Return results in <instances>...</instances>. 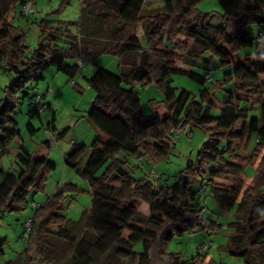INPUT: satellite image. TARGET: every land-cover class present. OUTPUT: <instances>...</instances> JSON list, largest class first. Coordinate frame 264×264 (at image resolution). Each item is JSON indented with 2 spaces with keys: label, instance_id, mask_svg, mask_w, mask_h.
<instances>
[{
  "label": "trees",
  "instance_id": "trees-1",
  "mask_svg": "<svg viewBox=\"0 0 264 264\" xmlns=\"http://www.w3.org/2000/svg\"><path fill=\"white\" fill-rule=\"evenodd\" d=\"M26 1L0 0V66L13 74L5 99H0V217L15 205H26L29 191L42 190L45 172L55 168L41 153L50 149L48 141L33 150L23 145L14 120L18 95L29 98L31 110L38 114L33 108L36 93L30 95L29 90L44 79L50 66L73 80L81 68L67 61L82 53L91 61L103 54L116 56L119 73L99 67L86 78L95 91L86 118L97 134L79 173L90 186V208L77 221L61 215L65 192L79 188L71 182L58 187L29 218L23 252L3 264H20V259L24 264H54L50 254L57 249L50 238L62 246L55 258H61L66 245L72 247L66 264H92L108 251L124 264H212L204 263L202 252L183 261L165 250L166 243L186 231L219 230V224L203 220L195 202L191 180L196 175L206 195L210 187L217 205L235 207L238 216L224 230L228 236L224 248L242 257L245 264H264V0H217L223 9L217 25L210 23V13L197 8L202 0H161L160 10L150 14L143 13L145 0H80L76 20H57L56 24L52 19L40 20L32 50L24 32L8 20L9 13L17 6L21 12ZM138 24L144 42L136 35ZM253 47L252 55L235 58L239 49ZM188 49L196 57L208 52L221 67L229 68L223 79L212 80V91L202 88L197 97L186 90L176 94L168 80L173 73L201 85L207 80L192 69L176 67L178 62L192 63L193 59L181 58ZM155 52L163 59L161 76L155 80L163 99L152 101L153 113L145 116L136 87L154 81L150 56ZM227 82H232L229 90ZM221 89L224 99L216 95ZM252 97L261 99L256 116L249 115L247 108ZM214 109L218 115H211ZM54 118L53 112V129ZM187 124L204 130L208 139L179 181L165 185L150 179L147 172L135 176L134 168L141 167L138 162L167 158L170 136ZM26 128L35 131L31 123ZM241 144L244 149L251 146V157L239 154ZM9 152L15 156L17 173L2 169V157ZM85 152L84 146L73 147L64 155L65 165L77 169ZM254 158L258 159L255 165ZM247 165L254 169L249 184L241 178ZM227 179L232 184L221 183ZM4 243L0 241V254ZM136 245L141 251L135 250Z\"/></svg>",
  "mask_w": 264,
  "mask_h": 264
},
{
  "label": "rangeland",
  "instance_id": "rangeland-1",
  "mask_svg": "<svg viewBox=\"0 0 264 264\" xmlns=\"http://www.w3.org/2000/svg\"><path fill=\"white\" fill-rule=\"evenodd\" d=\"M162 4L161 0H145L143 13L150 14L157 10H160ZM35 12L27 17L21 15L19 6L15 11L9 13L8 20L14 28L20 29L25 34L26 44L30 50L35 48L37 44L39 34V22L41 19H52L53 24L57 23L58 19L62 20H76L79 15L80 0H35ZM197 8L202 13H210V23L219 24L222 22L223 9L217 0H202ZM136 33L140 41L144 42V35L141 25H137ZM75 32V29H72ZM191 50L188 49L183 52L182 59L189 58L192 60L191 64H184L178 62L177 68H189L200 75H205L207 71H211V81L206 80L203 85L199 84L195 80L187 77L186 75L173 73L168 77L171 81V86L176 90V94L180 91L186 90L191 95L197 97L200 89L209 88L210 91L214 89L212 80L223 79L224 74L229 71L228 67H221L217 57L211 55L208 52H204L199 56H192ZM254 53L253 48H241L236 54L235 58L242 59L246 55H252ZM87 59L85 62V69H82L80 73L74 77L79 85H81L85 91L81 92L77 90L73 81H67V76L62 73H57L54 66H50L44 75V79L37 83L33 88L29 90V94L40 93L44 95V98L50 101L51 107L41 114H35L31 109L32 105L29 98H23L22 94L18 95V102L16 111L14 114V120L16 122L15 128L20 133V139L23 145L29 150L35 149V147L41 146V143L48 141L50 143V149L48 150V158L55 164V168L45 172L43 189L36 191L31 189L28 194V203L23 206L15 205L12 210H6L0 217V241H4L3 253L0 254V264H3L9 260L15 259L23 252L26 245L23 238L26 222L31 218L36 208L31 205V201L37 204L43 205L53 195L58 187L64 186L66 183H73L77 185L79 190L67 191L62 201V207L59 210L60 214L77 221L80 219L84 211L88 210L91 206L92 195L90 192V186L88 182L81 177L79 170H81L90 154V146H87L86 152L78 161L77 169L70 168L64 163V154L70 150V140L82 139L88 135V127H86L84 121H82V115L85 114L84 110L89 109L90 104L95 96V91L92 88L86 87L84 76H89L92 71L99 67L106 68L113 73H119L118 59L112 54H103L97 56L93 61ZM150 60L153 63L152 75L154 81L145 84L143 86L137 85L136 90L139 94L143 113L145 116H151L153 113L152 101H161L163 95L159 87L156 85L155 80L161 76L160 66L163 62L161 56L156 55V52L150 56ZM67 63L73 64L74 60H68ZM193 64V65H192ZM59 74V75H58ZM60 76V77H57ZM13 78V74L4 72L0 66V99L4 100L6 97L5 87L8 86ZM62 78L66 80L62 83ZM226 90L231 89L232 82L225 84ZM219 99H224L223 90L217 92ZM46 100V101H47ZM90 101V102H89ZM261 99L252 97L247 104L249 109V115L256 116L259 113V103ZM78 102L80 103L79 106ZM55 114L53 123L55 129L52 128V114ZM211 115H218V110L214 109ZM78 125L75 123L78 122ZM86 122V121H85ZM31 123L35 128L33 133H30L26 128L27 124ZM239 126H237L238 128ZM176 134V133H175ZM90 135V134H89ZM63 136V137H62ZM174 136H170L171 151L167 158L155 161L145 159L143 162H138L140 168H134L135 176L147 172L150 179L165 185H171L179 181L182 171L185 169L190 161L195 160L196 152L200 145L208 139L207 133L199 127L191 124H187L184 130L180 131L178 136L173 139ZM57 139H59L57 141ZM91 139V138H90ZM154 142L153 140H150ZM90 145V144H89ZM244 144H241L239 148V154L251 157V146L244 149ZM14 149V146H11ZM130 164L133 166V160ZM258 159L254 158L253 164H257ZM134 167V166H133ZM151 168H154L160 173V179H153L150 175ZM2 169L4 172H18V166L15 163V156L12 152L2 157ZM103 169L98 172V175L102 173ZM254 174V169L247 165L244 169L242 179L246 184L251 182V178ZM191 189L196 192V204L201 209V215L204 221H212L219 224V230L216 232H209L204 230H197L193 232H184L181 235L174 236L169 243H166L165 250L169 253L178 255L183 261L192 258L198 254V247L202 244H207V249L202 252V258L204 263L207 261L212 264H245L242 257L231 255L224 247L228 243V236L224 233L227 226L234 222L237 218L235 207L228 209H222L217 205L210 196V187H207L208 195L200 191L201 181L199 175L194 176L191 180ZM224 185L232 184L231 179L223 180L221 182ZM90 234L91 231H89ZM91 239L93 237H90ZM50 243H55L54 249H57L53 254H50L52 262L54 264H66V259L70 256L72 247H66L61 252V258H55L56 252L61 249V244H57L56 241L50 238ZM136 251H141V246H135ZM57 256V255H55ZM106 258V259H105ZM20 264H24V260L20 259ZM206 261V262H205ZM107 262L108 264H124L122 261L115 259L108 252L99 254L92 264H102ZM153 264H160L154 262Z\"/></svg>",
  "mask_w": 264,
  "mask_h": 264
},
{
  "label": "built area",
  "instance_id": "built-area-1",
  "mask_svg": "<svg viewBox=\"0 0 264 264\" xmlns=\"http://www.w3.org/2000/svg\"><path fill=\"white\" fill-rule=\"evenodd\" d=\"M35 3L33 0H28L26 1L22 7H21V14L23 16H29L31 14H33L35 12ZM85 59V54H80L78 60H77V64L80 66V68L82 69L83 68V60ZM205 78L207 80H211V72H207L205 74ZM49 107L48 105V102L46 101V99L44 98V95L43 94H40V93H36L33 97V108H34V111L38 114H41L43 111L47 110ZM179 132H176V134H174V138L175 139L177 136H178ZM150 175L153 179H158L159 176H160V173H158L154 168H151L150 170ZM200 191L206 193V189L204 187H201L200 188ZM33 207H39L40 205L33 202L31 204ZM30 222L31 220L28 219L27 222L25 223L26 226H25V232H24V235H23V238H26L27 237V232L29 230V227H30ZM207 244H202L198 247V252H203L207 249Z\"/></svg>",
  "mask_w": 264,
  "mask_h": 264
},
{
  "label": "crops",
  "instance_id": "crops-1",
  "mask_svg": "<svg viewBox=\"0 0 264 264\" xmlns=\"http://www.w3.org/2000/svg\"><path fill=\"white\" fill-rule=\"evenodd\" d=\"M34 2H35V0H33ZM79 16V15H78ZM58 20H62V19H58ZM215 25V24H214ZM136 35H137V33H136ZM137 37H138V35H137ZM139 39V38H138ZM140 42H142V41H140ZM77 60H78V58L76 59V60H74V63H76L77 62ZM86 60H87V58H85L84 60H83V68L82 69H85V62H86ZM89 61H91V60H89ZM81 69V70H82ZM96 70V69H95ZM94 70V71H95ZM94 71H92V73L89 75V76H84L83 78H84V80H85V83H86V87H87V89L88 88H90L88 85H87V82H86V78H88V77H90L93 73H94ZM57 73H59V74H61V72H57ZM58 74V75H59ZM63 74V73H62ZM57 75V77H60V76H58ZM63 75H65V74H63ZM66 76V75H65ZM68 79V78H67ZM66 79V80H67ZM66 80L64 79V78H62V83L65 81L66 82ZM67 81H70V80H67ZM71 81H73V84L74 85H76V88H77V90H79V91H85V89L81 86V85H79L76 81H74V79L73 80H71ZM93 99H94V97H93ZM47 100V99H46ZM47 102L49 103V108L51 107V105H50V101L49 100H47ZM90 102V101H89ZM92 102H93V100L91 101V103L90 104H92ZM79 102H78V105L77 106H79ZM91 106V105H90ZM91 108V107H90ZM89 108V109H90ZM89 109H87V110H84V112H86L85 114H83L82 115V121H84V123H85V125H86V127H88V135L86 136V137H84V138H82V139H78V137H76L75 139H71L70 140V149H72L73 147H76V146H84V147H86V149H88L87 148V146H90L89 144L91 143V141L94 139V137L96 136V134H97V132H96V130H95V128L91 125V123L88 121V119L86 118V114H87V112L89 111ZM86 121V122H85ZM80 121H78V122H76L75 124L76 125H78V123H79ZM54 127H55V125H54ZM56 128V127H55ZM90 134V135H89ZM63 137V136H62ZM91 138V139H90ZM59 139H57V141H58ZM42 151V150H41ZM49 151H43V152H41L42 154H45V155H47V157H48V153ZM68 151H66L65 153H67ZM65 153H63L64 155H65ZM63 155V156H64Z\"/></svg>",
  "mask_w": 264,
  "mask_h": 264
}]
</instances>
